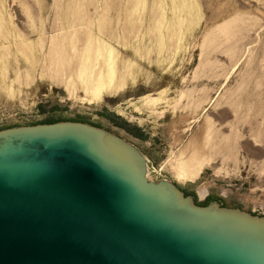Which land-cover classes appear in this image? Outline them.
Returning <instances> with one entry per match:
<instances>
[{
	"label": "rangeland",
	"instance_id": "1",
	"mask_svg": "<svg viewBox=\"0 0 264 264\" xmlns=\"http://www.w3.org/2000/svg\"><path fill=\"white\" fill-rule=\"evenodd\" d=\"M59 121L264 215V0H0V130ZM181 163L202 168L182 181Z\"/></svg>",
	"mask_w": 264,
	"mask_h": 264
},
{
	"label": "water",
	"instance_id": "2",
	"mask_svg": "<svg viewBox=\"0 0 264 264\" xmlns=\"http://www.w3.org/2000/svg\"><path fill=\"white\" fill-rule=\"evenodd\" d=\"M0 264H264V215L201 205L118 134L0 130Z\"/></svg>",
	"mask_w": 264,
	"mask_h": 264
},
{
	"label": "bare ground",
	"instance_id": "3",
	"mask_svg": "<svg viewBox=\"0 0 264 264\" xmlns=\"http://www.w3.org/2000/svg\"><path fill=\"white\" fill-rule=\"evenodd\" d=\"M201 168H202L201 165H199L198 167H193L189 163L188 164L181 163L180 165L177 166V177L182 181H185L187 179H194L200 173ZM206 193L207 192H205L204 194Z\"/></svg>",
	"mask_w": 264,
	"mask_h": 264
},
{
	"label": "flooded vegetation",
	"instance_id": "4",
	"mask_svg": "<svg viewBox=\"0 0 264 264\" xmlns=\"http://www.w3.org/2000/svg\"><path fill=\"white\" fill-rule=\"evenodd\" d=\"M186 193V192H185ZM186 195H188L187 193H186ZM193 197V196H192ZM194 198V197H193ZM195 199V198H194ZM196 201V200H195Z\"/></svg>",
	"mask_w": 264,
	"mask_h": 264
},
{
	"label": "trees",
	"instance_id": "5",
	"mask_svg": "<svg viewBox=\"0 0 264 264\" xmlns=\"http://www.w3.org/2000/svg\"><path fill=\"white\" fill-rule=\"evenodd\" d=\"M52 123H55V122H52Z\"/></svg>",
	"mask_w": 264,
	"mask_h": 264
}]
</instances>
